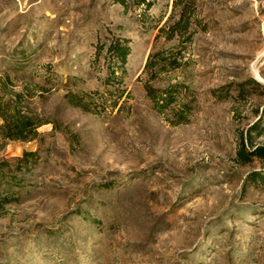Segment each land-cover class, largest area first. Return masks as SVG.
Here are the masks:
<instances>
[{
	"label": "rangeland",
	"instance_id": "obj_1",
	"mask_svg": "<svg viewBox=\"0 0 264 264\" xmlns=\"http://www.w3.org/2000/svg\"><path fill=\"white\" fill-rule=\"evenodd\" d=\"M172 2L145 21L132 0H0V105L41 123L0 151L24 177L0 264H264V160L236 154L264 146V0H193L186 32L155 39ZM114 37L122 93L102 85ZM156 50L174 64L145 70Z\"/></svg>",
	"mask_w": 264,
	"mask_h": 264
},
{
	"label": "trees",
	"instance_id": "obj_2",
	"mask_svg": "<svg viewBox=\"0 0 264 264\" xmlns=\"http://www.w3.org/2000/svg\"><path fill=\"white\" fill-rule=\"evenodd\" d=\"M121 3H125V0H116ZM134 5H137L141 8V16L143 20L146 21V11L153 5L154 0H132ZM193 0H173L172 7L173 10L178 8L180 18L171 24L168 28H165L164 25L159 26L157 28V34L155 39L158 37H164L165 39H170L175 35H182L187 30L188 20L186 13L192 8ZM156 26V25H155ZM103 43L97 45L96 53L98 54L101 49H103ZM130 51V46L128 44V40L124 38L114 37L109 40L108 44L105 47V77L102 81V85L104 87H114L113 90L116 92L122 93L123 89L119 88V86L123 85V80L125 76V63L127 55ZM166 61L165 57L162 56V51L156 50L151 52L148 55L147 61L145 63V70L150 69L156 64L159 63V68L165 66L164 62ZM175 59L168 60L165 64H174ZM162 62V63H160ZM256 83L255 81L253 82ZM112 90V91H113ZM107 91V90H106ZM240 92H244V88L239 89ZM18 95V94H17ZM169 95V94H168ZM119 95L117 96V98ZM116 98V99H117ZM69 99L74 104H81L79 98L75 95H69ZM74 99H78L74 101ZM115 99L113 100L112 105H115ZM83 107H86L85 104H81ZM0 118L2 120L0 124V151L4 146V142L7 139H31L36 134V128L41 124L40 121L36 120L35 117L28 116L26 114L20 113L17 106L4 104L0 105ZM260 124L258 122L254 123L251 127L257 128ZM247 142L251 144V139L248 138ZM252 148H248L246 146V141H240L238 144L236 154L239 159L243 162L249 161L253 158H257L258 160H264V146H251ZM34 151H24L21 156L15 157V168L10 169V171L21 169L20 165L26 164L27 162L31 163L34 158ZM21 163V164H20ZM9 165V160L2 157L0 158V205L3 202H6L7 199L13 196L17 191L12 189L11 186L19 185L21 180L24 178L23 173L17 175L15 171L7 173L4 170L5 166ZM24 166V165H23ZM251 180H256L258 182L264 183V172H252L249 174Z\"/></svg>",
	"mask_w": 264,
	"mask_h": 264
}]
</instances>
